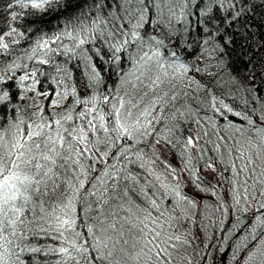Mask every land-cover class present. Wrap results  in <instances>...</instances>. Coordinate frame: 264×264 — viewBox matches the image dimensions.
I'll list each match as a JSON object with an SVG mask.
<instances>
[{"label": "snow or ice", "instance_id": "snow-or-ice-1", "mask_svg": "<svg viewBox=\"0 0 264 264\" xmlns=\"http://www.w3.org/2000/svg\"><path fill=\"white\" fill-rule=\"evenodd\" d=\"M248 5L249 0H91V3L84 0V4L79 5L80 16L89 15L92 11L97 13L92 17L91 30L82 27L81 32L85 34L81 35L75 29L66 30V26L65 30L49 35L37 25L51 13L70 7L67 0H11L7 5L8 9H12L10 19H6V26L0 28V56L13 55V46L19 45L21 41L29 39V34H33L35 42L28 58L39 57L37 63L47 65L51 62L50 54L58 51L57 48L50 47V44H57L67 38L73 44L71 47L62 45L63 54L83 56L91 68L84 88L92 91L81 97L73 87L71 93L67 90L56 92V98H52L47 91L37 88L40 83L36 79L39 69H32L13 79L15 70L20 65L13 61L5 68L3 65L6 61L0 60V106L4 109L11 106L15 112H19L21 109L18 101H27L29 106L38 109L34 115L39 117L38 120H31L29 117L28 123L14 117V122L8 129H0V264H24L21 253L26 247L33 253L39 252V248L28 247L24 241L30 234H35L36 230L45 231L44 225L50 218L55 219V231L62 238V246L51 249L61 257L57 264H68L69 261H75V264H97V261L120 264L115 260L114 251L121 254L124 264H128L130 259H137L131 255H123V249L116 250L115 243L109 247L108 240L112 237L107 236V232L109 228L115 230L116 225L106 226L105 220L99 217L97 231L94 232L92 227L88 229L94 243L89 244L88 240L78 243L80 233L75 232L77 201L82 199L87 203L89 196H97L99 184L104 186L103 191H99L98 198L101 207L103 206L108 181L119 180L120 170L116 164L109 163L110 158L129 159L128 150L133 145L143 143L148 137L155 140V144L151 146L155 149L159 145L161 151L172 143L157 132L155 125L161 122L165 109L174 107L179 100L180 93L176 88L189 70V66L174 49L191 48L190 40L206 45L214 41L218 47H223L224 43H232V38L225 40V37L230 29L239 32L236 26L249 11ZM85 7L89 9L88 13L84 12ZM193 16L195 21L190 19ZM176 24L184 25L183 32L175 28ZM193 31L196 36L191 37L190 33ZM93 32L98 33V36H93ZM184 33H189V36ZM100 38L108 44L113 63L119 64L122 60L130 63V71L123 73L121 79L124 96L118 99L107 94H96L103 80L101 73L91 63L92 58L86 55L91 49L84 46ZM60 71L58 67L57 72ZM29 92H35L36 97H43L51 107H62L70 95L72 103L64 112L53 113L52 119H49L43 114V105L35 97L30 98ZM113 100L117 102L113 103ZM101 105H107L108 108ZM219 105L216 106V99L213 97L214 112L228 121L230 127H235V131L246 139L249 146L256 144L260 148L255 159L246 150H241L234 159L228 161L232 169V187L229 190L234 202L232 207L241 206L243 201L241 210L254 211V220L264 224V199L255 204L249 203L250 200H256V191L255 184L249 185L248 182L255 172L256 161L264 159V104L260 109H254L251 115L234 112L223 100L219 101ZM76 106H80L79 112H76ZM228 114L240 117L241 123L248 127L236 126ZM17 119L18 122H15ZM196 139L192 136L186 139L184 152L178 161L182 167L165 163V168L175 183L161 181V196L174 197L176 207L183 204L189 209L197 208L196 200L190 199L182 191L180 181L184 180L185 184L199 192L216 197L226 214L228 208L224 199L216 192V184L220 183L223 173L217 175L215 161L210 160L203 169H197L191 163L190 152L197 148L194 143ZM197 150L199 151L198 148ZM185 153H189L187 160L184 159ZM137 158H143L139 152ZM236 160L242 163L238 165ZM185 171L188 175H181ZM93 172L97 175L90 179ZM241 174H244L243 179ZM150 175L161 180V175ZM260 175L264 177V171ZM213 180L216 184L212 183ZM258 182L264 184V179ZM241 187L243 192L240 191ZM250 187L253 189L252 193H249ZM82 190L84 195L81 197ZM144 195L148 198L150 208L155 209L159 216L154 217L152 211H148L144 220L140 221L144 241L140 252L149 259L154 257L157 264H170L168 247L162 245L173 239L180 241L181 237H163L162 231L157 229L162 228L158 220L164 216V212L160 210L154 192L150 195L145 191ZM259 195L264 197V191H260ZM52 201H56L55 206ZM57 210L62 215H57ZM65 233H72L77 239H72ZM252 239L256 237L253 236ZM258 245H264V240L258 241L257 245L247 251L243 264H253L258 258L264 264V247Z\"/></svg>", "mask_w": 264, "mask_h": 264}, {"label": "trees", "instance_id": "trees-1", "mask_svg": "<svg viewBox=\"0 0 264 264\" xmlns=\"http://www.w3.org/2000/svg\"><path fill=\"white\" fill-rule=\"evenodd\" d=\"M10 2L11 0H0V28L6 26V19H10L9 13L12 9L7 8ZM67 2L70 3V7L66 10L61 8L59 11L51 13L37 26L42 27L49 35L65 30L66 26V30L68 31L75 29V31L81 32L82 27H87L90 31L92 17L96 16L97 13L92 11L89 15L80 16L79 5H83L84 0H67ZM88 2L91 3V0H88ZM248 7L249 11L242 18L240 24L236 26L239 32L236 29H230L225 37V40L232 38V43H224L223 47H218L214 41L206 45L200 41L190 40L192 44L191 48L178 47L174 49L186 64H191L195 57L205 50H209L214 59L222 67L224 74L232 82L230 95L225 96L218 91L217 87L206 82L207 87L210 88L209 105L206 107H200L201 105L198 103L194 106L192 105L189 112L196 114L194 118L184 123L182 122L176 127V132L171 128H165L159 132L161 136L172 141L171 144H168L164 148V151L167 158L177 163L180 160L181 153L184 152L183 145L186 139L189 136L197 138L194 140V143L197 144L199 151L197 148L191 149V163L197 169H203L207 162L210 160L215 161L217 175L221 172L223 173L219 184H216L215 180L212 181L213 184H216L218 196L224 193L225 188L229 191V188L232 187L230 183L232 180V169L228 161L234 159L241 150H246L247 153L252 154L254 159L255 154L260 152L259 147L249 146L246 139L235 131V127H230L228 121L223 120L219 113L214 112L212 107L213 97H215L217 107L220 106L219 101L223 100L225 104L233 108L234 112L251 115L254 109L258 110L264 104V0H249ZM84 12L88 13L89 9L85 7ZM190 19L195 21V16L190 17ZM69 20L71 21L70 23ZM101 27L103 28L104 26L101 25ZM175 28L183 32L184 25L176 24ZM84 34V32H81V35ZM92 35L98 36V33L93 32ZM184 35L189 36V33H184ZM190 36H196V32H191ZM34 42L35 36L29 34V39L21 41L19 45H14L12 48L13 55L0 56V60L6 61L3 66L6 68L7 64L15 61L20 65L15 70V75L25 71L30 72L32 69H39L36 77L40 81L39 86L51 91V93L57 87L56 84L60 86V81L63 80L57 72V68L59 67L68 80L69 90L70 87L71 89L75 87L77 94L81 97L91 93V89L86 90L84 88V84L88 79L87 74L91 72V68L83 56L63 54L64 48L62 45L71 47L73 41L65 38L62 42L50 44V47L57 48L58 51L50 54L51 62L47 65L37 63L39 57L28 58ZM58 45L61 46L58 47ZM84 47L91 49L86 55L92 58L91 63L101 73L103 80V84L99 87L96 94H107L115 96L118 99L119 83L123 73L130 71V63L127 60H122L119 64L113 63L108 44L103 38L96 39ZM97 50H99V55H97ZM77 52H79V49H77ZM68 73H70V76ZM179 90L177 86L176 91L181 95L182 90ZM116 102L117 100H113V103ZM46 104H48L47 100ZM101 106L105 109L108 108L107 105ZM76 109L77 112L81 110L80 106H76ZM14 114L15 111L11 106L7 109L0 106V127L5 124L7 119L13 120ZM73 114L75 117L76 112ZM257 114L260 113L257 112ZM188 116H193V114H189ZM228 116L229 119L234 120L236 126L248 127L241 123L240 117H233L232 114H228ZM197 121L199 122L197 123ZM217 145H219V150H217ZM188 155L189 153H185V160H187ZM109 160L112 159L110 158ZM236 163L240 165L242 162L236 160ZM177 166L182 167L179 163ZM181 175L187 176L188 173L185 171ZM243 175L241 174V176ZM92 176L93 174L91 173L90 179ZM208 179H211V177ZM261 179H264V177L258 178L257 182ZM159 181L160 183L156 181L151 191L155 193L160 210L164 212V216L160 218H162L168 232L173 237H181L179 242L184 246V250L178 252V255L174 259L168 257L170 264H189V262L191 264H215L216 262L218 264H231V262L236 260L234 258L237 256L236 253H238L236 252L237 245L240 246L244 253H247L255 243L256 239H252L253 236L258 237L259 240L264 239V226H261L259 222L254 220L256 213L251 215L243 214L238 220L236 218L230 222H224L223 208L210 207V203H206L208 206H200L197 203V208L192 209V214L189 215V213L187 214L189 208H186L185 205L175 206L174 197L161 196L163 192V189L160 188L161 181L165 183H175V181L169 177H162ZM181 181L185 183L184 180ZM205 183H207V179ZM252 184L255 183L253 181L249 182V185ZM258 184V186L255 184L256 196H260L259 192L264 191V184L259 182ZM223 185L226 187H223ZM145 188L149 189L150 187L146 186ZM249 190H251V193L253 192L251 187ZM182 191L190 199L196 200V202H198L199 198H216L210 194L201 193L199 190L188 185L187 187L182 186ZM240 191L243 192L242 187ZM262 198L264 199V197ZM217 204L220 205L218 199ZM216 213H218L217 221H215ZM156 214L159 216L158 212ZM57 215H62L59 210H57ZM170 216L172 219H169ZM221 220H223V223H220ZM201 224L204 226L203 228ZM233 225L235 226L233 227ZM44 227L45 231L40 232L36 230L35 234H30L28 239L24 241L26 246L40 249L39 252L33 253L27 250L26 247V250L21 253V259L24 261V264H57L61 260V257L57 253L51 251V249L62 246V238L55 231V219L50 218ZM229 235H234V237L232 236L233 239L231 238L233 245L228 248V251L224 250L225 252H222L220 249H223L225 246ZM244 253L243 255L245 256ZM218 257L220 260H217ZM243 261L244 258L241 259L242 263Z\"/></svg>", "mask_w": 264, "mask_h": 264}, {"label": "rangeland", "instance_id": "rangeland-1", "mask_svg": "<svg viewBox=\"0 0 264 264\" xmlns=\"http://www.w3.org/2000/svg\"><path fill=\"white\" fill-rule=\"evenodd\" d=\"M187 65L189 66V70L186 73L184 79L178 83V88L182 90L180 98L177 102H175L174 107L169 106L165 109L161 115V122L155 125L157 132H160V130L165 128H171L176 132V127L182 122L184 123L195 117L194 115L196 114L194 112H189V109L192 107V105L194 106L196 103L201 105L200 107H206L209 105L208 100L210 88L207 87L206 82L210 83L214 87H217L219 89L218 91L225 96H228L231 93L230 91L232 88V82L224 74L222 67L214 59L212 53L209 50L202 52L200 55L195 57L191 64ZM25 72L16 74L13 79L24 75ZM58 73L60 78L62 77L63 80L60 86L56 84L57 87L54 88L53 93L44 89V87H40L39 84L37 85L38 90L42 89L47 91L52 98H56L54 95L56 92H63L67 90L70 93L71 87L69 90L68 80L64 76L62 69ZM29 83H31V81H29ZM184 93H187V95H184ZM28 95L30 98L35 97L37 102L43 105V114L49 119H52L53 113L64 112L65 108H67L68 105L72 103V97L70 95L69 98L64 101L62 107L55 108L49 106V104H46V100L43 97H36L35 92H29ZM121 96H124V89L121 87L120 81L118 87V98ZM125 99H127V97H125ZM18 107L21 109V111L15 112L14 117L23 119L26 123L30 122L29 117H31V120L39 119L38 116L34 115L38 112V109L35 106H29L27 101H18ZM176 109H179V111H176ZM134 111L138 110L134 109ZM173 114L175 118H173ZM189 114H193V116H188ZM18 119L15 122H18ZM13 122L14 119H7L5 124L1 126L0 129H8L9 126L13 124ZM153 144H155L154 138L148 137L143 143L139 145H133L128 150L127 155L129 156V159H124L121 157L119 160H109L110 164H116L117 168H119V180L112 179L108 181V190L104 193L106 202L103 203L102 207L98 202V198L99 191H103L104 186L99 184L97 186L99 190L97 196H89L87 198V203H85V201L82 199L77 201L75 232L80 233V237L77 240L78 243H83L85 240H88L89 244L94 243L92 240V235L88 232V229L89 227H92L94 232L97 231L99 217V219L105 220L106 226L109 224L116 225L115 230L109 228L107 232V236L112 237L111 240H108L109 247L115 243L116 250H124L123 255L137 257V259L128 260V264H157L154 257L149 259V257L144 256L143 253L140 252V248L144 242L143 233L140 231V228L142 227L140 221L144 220L148 211H152L154 217L158 216L155 212V209L150 208L148 198L145 197L144 192L148 191L151 195V190L154 188L156 181L160 183V181L155 179V175H150V173L161 175V179L162 177L172 178L171 175H169V171L165 168V163H171L173 167H179L177 166V162L167 158L166 152L164 150L161 151L159 145H156L154 149L151 146ZM251 146L254 147L256 145ZM138 152L139 155L143 157L142 159L137 158ZM157 156H159V159H157ZM262 171H264V159L257 160L255 172L252 174V177L248 182L253 181L258 186L259 184L257 179L262 177L260 175ZM92 174L93 176L97 175L95 172ZM241 179H243V176H241ZM180 183L182 186L187 187V184L183 183V181H180ZM146 186L150 188L146 189ZM223 187L226 186L223 185ZM230 189L231 188H229V190ZM249 193H251V190H249ZM80 195L81 197L84 195L83 190L81 191ZM221 197H223L224 203L228 208L227 213H223L224 222H230L231 220L236 219L243 214H254V211L252 210L248 212L241 210L243 201L241 202V206L236 208L232 207L234 202L230 198L227 188H225ZM261 199H263L261 196H256V200H250L249 203L255 204L256 201ZM51 203L53 206H55L56 201H52ZM197 203L200 206H208L206 203H210V207H220V205L217 204L216 198H199ZM191 211L192 209H189L187 214H192ZM215 215V221H217L218 213ZM158 223L162 225V228L157 230L162 231L163 237L172 236L168 232L162 218L158 220ZM259 224L264 226V224ZM201 227L203 228L204 226L201 224ZM66 236H70L72 239H77L72 233H66ZM107 236L105 238H107ZM232 236L234 237V235ZM232 236L229 235L227 237L225 246L223 249H220L222 252L224 250L228 251V248L233 245L231 240V238L233 239ZM125 241H127V243H125ZM258 241L261 240L256 237L254 245H256ZM85 246L87 247L88 245ZM162 246L168 247V252L170 253L169 257L172 259L178 255V252L184 250V246L175 239L168 241L167 244H163ZM253 246L251 248H253ZM258 246L264 247V245ZM236 252H238L236 253L237 256L234 258L236 260L231 262V264H243L241 259L245 258V256L243 255L244 252L241 250L239 245L236 247ZM96 254L98 255V253ZM114 257L116 261L120 262V264H124L123 260H121V254L118 251H114ZM217 260H220V258L218 257ZM68 264H75V261H69ZM97 264H108V261H97ZM215 264H218V262ZM253 264H261V259L258 258L253 262Z\"/></svg>", "mask_w": 264, "mask_h": 264}, {"label": "bare ground", "instance_id": "bare-ground-1", "mask_svg": "<svg viewBox=\"0 0 264 264\" xmlns=\"http://www.w3.org/2000/svg\"><path fill=\"white\" fill-rule=\"evenodd\" d=\"M107 239V238H106Z\"/></svg>", "mask_w": 264, "mask_h": 264}]
</instances>
